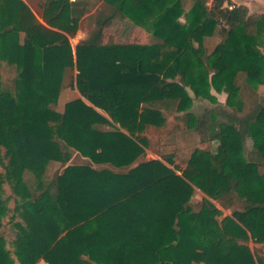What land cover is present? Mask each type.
Segmentation results:
<instances>
[{
  "label": "trees",
  "instance_id": "16d2710c",
  "mask_svg": "<svg viewBox=\"0 0 264 264\" xmlns=\"http://www.w3.org/2000/svg\"><path fill=\"white\" fill-rule=\"evenodd\" d=\"M103 1L73 48L97 0H34L48 26L33 0H0V69L16 73L0 78V264H264L248 245L264 246V15L231 0ZM117 19L154 42L105 41ZM186 88L215 107L194 115ZM69 89L81 98L54 110ZM171 121L217 152L196 149L182 171L172 157L141 161L147 133ZM212 200L236 210L222 217Z\"/></svg>",
  "mask_w": 264,
  "mask_h": 264
},
{
  "label": "rangeland",
  "instance_id": "374dc122",
  "mask_svg": "<svg viewBox=\"0 0 264 264\" xmlns=\"http://www.w3.org/2000/svg\"><path fill=\"white\" fill-rule=\"evenodd\" d=\"M26 3L29 4V0H24ZM30 5V4H29ZM76 38H80L79 35L76 36ZM72 46H75V39H72ZM217 43L215 39L213 40H207L206 44L210 47H214V45ZM75 48V47H73ZM264 52V51H263ZM15 70L6 68L4 66H1L0 69V78L2 80H5L6 82L11 79L13 76H15ZM190 96L193 98L194 103L193 107L191 108L190 112L193 113L196 116H201L204 114L205 110L212 109L215 107V105L210 102L209 100L202 99V98H196L194 93L190 88H186ZM75 91V90H74ZM69 96L64 97L63 99H59L58 103L56 105H52V108L56 111L63 112L65 104L73 99V94L71 93V89H69ZM213 95L217 97V99H221L224 103L223 105H226L227 97L228 95L226 93H217L214 89L212 90ZM259 93L261 95H264V87L259 88ZM193 95V96H192ZM224 96V98H223ZM219 101V100H218ZM178 126V128L173 131L174 127ZM169 133L165 136H157L153 135V131L147 133V138L151 141V148L148 149V152H146L145 157L147 159H157V157H160L162 155L164 158L172 157L173 161L177 165L180 171L186 167V164L188 160L190 159L191 155L194 153L196 149H208L209 151L213 150L215 148V143H207L202 144L200 142V137L197 133L193 132L192 130H188L183 128V124H179L178 122L171 121L168 124ZM160 139V140H159ZM253 148V142L251 139H248L245 143V152L246 154L251 151ZM84 162V163H83ZM89 164L90 162L88 160H81L79 155H76L74 157V160L71 162V164ZM60 171V166L55 164V166L52 167L51 176L55 177L58 172ZM179 172V171H178ZM181 174V172H179ZM6 193L10 195V189L6 187ZM205 198V195L202 194L200 191H196V194L194 196V201L201 202ZM209 199V198H208ZM213 201V200H212ZM219 209L222 210L223 216H230L232 215L233 211L236 210L234 208L223 209L221 205L217 204ZM11 213L7 218L4 219V230L3 233L8 239V246L11 250H13V246L11 245L12 242L15 239L16 231L13 227V221H12V215L13 209L15 208V203L11 201L9 203ZM248 245L250 248L255 251L256 249H263L264 253V246H258L254 244L253 242H249Z\"/></svg>",
  "mask_w": 264,
  "mask_h": 264
},
{
  "label": "crops",
  "instance_id": "0c3cea01",
  "mask_svg": "<svg viewBox=\"0 0 264 264\" xmlns=\"http://www.w3.org/2000/svg\"><path fill=\"white\" fill-rule=\"evenodd\" d=\"M71 1H75V0H71ZM231 1H232L231 5H235L237 7H239V6L246 7L248 9L250 15H264V0H231ZM33 2H34V0H33ZM213 3H214L213 0H208L207 6L209 8H212ZM103 4H104L103 0H97V5L95 6V8L91 12H89V14H87L86 16L83 17V19L81 20V22L79 24V29H78L77 33L75 34V36L70 37L71 42H72V39H75L76 44L73 47H76V45L78 43H80L82 40L85 39L86 33L84 31V26H85L87 20L89 18L93 17L96 14V12L98 14V12H99V10ZM209 4H211V5H209ZM30 7L32 8L35 15L37 16V19L39 20V22L48 26L42 18L41 9L39 8V5H37V3L35 4V2H34V3L30 4ZM189 10H190V7L187 6L185 12L187 13V12H189ZM181 22L185 23V17L181 18ZM78 35L80 38H76V36H78ZM135 38L146 39L148 41L154 42V38L149 33L145 32L142 28L135 26L129 20L120 21L117 19L115 22H113V24L109 28L108 32L106 33L105 41L127 42L128 43V42H133ZM4 67H6V65H4ZM6 68H8V67H6ZM68 91L69 90H64L61 94L60 99H63L64 97H68L70 95ZM71 93L73 94V99L81 98V95L78 92V90H75V91L71 90ZM223 98H224V96H223ZM218 100H219V103H221V104L224 103L220 98ZM98 111L101 112L102 114H104L110 121H112V119L105 112H103L102 110H99V109H98ZM117 127H119V126L117 125ZM97 129H99L100 131L113 130L112 127L107 126V125H99V126H97ZM213 143H215V148L213 150H211V152L216 153L218 143L217 142H213ZM147 152H148V150H147ZM80 158L83 161L88 160V159L83 158L81 156H80ZM157 159H160V157H157ZM142 160L144 161V160H150V159L143 157V159L141 158V161ZM95 167L114 169L110 165H102V166H95ZM114 170L120 171L118 169H114ZM37 264H48V263L45 260H40Z\"/></svg>",
  "mask_w": 264,
  "mask_h": 264
},
{
  "label": "built area",
  "instance_id": "2783aa9c",
  "mask_svg": "<svg viewBox=\"0 0 264 264\" xmlns=\"http://www.w3.org/2000/svg\"><path fill=\"white\" fill-rule=\"evenodd\" d=\"M213 1H215V0H213ZM214 4V3H213ZM209 5H211V4H209ZM226 5H227V7L230 9V10H233L236 6L235 5H231V4H227L226 3Z\"/></svg>",
  "mask_w": 264,
  "mask_h": 264
}]
</instances>
